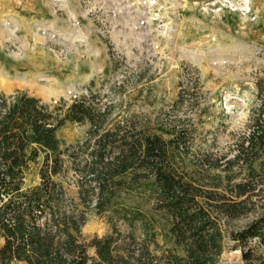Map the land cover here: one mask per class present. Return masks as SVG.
<instances>
[{"label":"rangeland","instance_id":"rangeland-1","mask_svg":"<svg viewBox=\"0 0 264 264\" xmlns=\"http://www.w3.org/2000/svg\"><path fill=\"white\" fill-rule=\"evenodd\" d=\"M19 92L61 118L86 100L106 113L102 132L121 125L175 140L178 173L225 185V163L264 100V0H0V95ZM91 128L66 122L56 133L61 149L84 143ZM43 161L40 154L30 164L25 188L40 183ZM80 180L70 168L57 179L77 203ZM127 204L155 217L158 244L170 248L167 217L152 214L146 198ZM253 204L238 219L218 217L224 231L218 264H244L248 251L264 264L259 239L233 240L264 213V194ZM86 211L82 237L89 258L96 257L91 242L115 229L142 239L139 224L131 230L112 213Z\"/></svg>","mask_w":264,"mask_h":264},{"label":"trees","instance_id":"trees-1","mask_svg":"<svg viewBox=\"0 0 264 264\" xmlns=\"http://www.w3.org/2000/svg\"><path fill=\"white\" fill-rule=\"evenodd\" d=\"M253 115L250 133L225 163L224 185L178 173L175 140L121 125L102 132L106 113L86 100L74 102L61 118L27 92L0 95V264H218L224 250L218 217L238 219L264 194V100ZM66 122L92 128L84 143L63 151L56 133ZM40 154V183L25 188L30 164ZM85 155L90 159L82 165ZM235 167L240 173L231 175ZM69 168L81 175L80 203L57 181ZM135 196L150 201L152 214L167 217L164 238L170 248L158 244L155 217L127 204ZM92 207L99 215L112 213L131 230L139 224L142 239L115 229L91 242L96 257L89 258L82 229ZM254 238L264 243V213L233 236L242 243ZM244 264H257L250 251Z\"/></svg>","mask_w":264,"mask_h":264}]
</instances>
